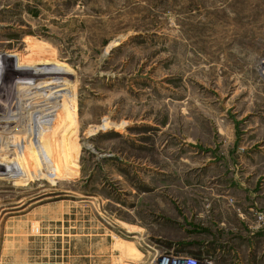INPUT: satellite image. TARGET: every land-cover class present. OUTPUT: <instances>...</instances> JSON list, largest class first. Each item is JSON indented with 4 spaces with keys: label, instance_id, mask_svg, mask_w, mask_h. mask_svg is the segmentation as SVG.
I'll return each instance as SVG.
<instances>
[{
    "label": "rangeland",
    "instance_id": "1",
    "mask_svg": "<svg viewBox=\"0 0 264 264\" xmlns=\"http://www.w3.org/2000/svg\"><path fill=\"white\" fill-rule=\"evenodd\" d=\"M264 0H0V264H264Z\"/></svg>",
    "mask_w": 264,
    "mask_h": 264
},
{
    "label": "built area",
    "instance_id": "2",
    "mask_svg": "<svg viewBox=\"0 0 264 264\" xmlns=\"http://www.w3.org/2000/svg\"><path fill=\"white\" fill-rule=\"evenodd\" d=\"M257 220L264 227V216L257 215ZM159 264H201L195 257L188 255L163 256Z\"/></svg>",
    "mask_w": 264,
    "mask_h": 264
},
{
    "label": "bare ground",
    "instance_id": "3",
    "mask_svg": "<svg viewBox=\"0 0 264 264\" xmlns=\"http://www.w3.org/2000/svg\"><path fill=\"white\" fill-rule=\"evenodd\" d=\"M159 263V262H158Z\"/></svg>",
    "mask_w": 264,
    "mask_h": 264
}]
</instances>
